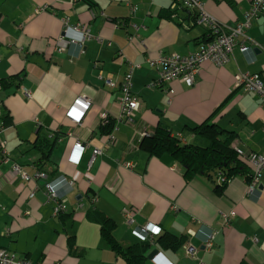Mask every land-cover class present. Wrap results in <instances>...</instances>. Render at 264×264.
<instances>
[{"label":"crops","instance_id":"crops-1","mask_svg":"<svg viewBox=\"0 0 264 264\" xmlns=\"http://www.w3.org/2000/svg\"><path fill=\"white\" fill-rule=\"evenodd\" d=\"M175 1L0 0V83L7 82L1 83L0 109L12 119L5 127L0 118V250L29 264H126L103 246L99 224L89 219L99 211L117 224L115 237L125 246L140 242L136 228L160 229L150 240L145 264H264V174L254 190L246 177H237L219 194L211 177L187 180L171 156L153 157L139 147L142 133L159 125L184 144L203 145L192 129L208 122L220 127L221 138L234 137L238 154H264V104L235 86L240 73L264 80V15L253 19L247 32L253 54L236 47L228 64H204L194 86L173 83L169 98L166 88L150 86L159 77L150 62L160 54L193 55L207 41L206 30L184 9L169 17ZM202 2L232 28L245 20L252 0ZM65 18L93 38L81 46L79 34L65 31ZM131 65L136 66L131 91L141 107L127 124L119 122V99ZM100 75L116 87H107ZM80 97L92 106L77 125L67 112ZM103 113L107 123H116L109 134L102 130ZM109 135L115 137L112 145ZM45 137L56 141L48 158L36 145ZM78 142L85 145L81 152ZM96 149L101 154L93 158ZM41 158L48 180L58 182L62 217L55 215L56 203L48 200L42 182L12 172L17 164L33 177L41 171ZM127 213L133 224L128 225ZM223 214L231 219L227 226ZM71 221L80 257L69 248ZM211 232L209 249L205 241ZM161 238L169 243L185 238V243L174 250ZM189 244L197 249L195 258L186 255Z\"/></svg>","mask_w":264,"mask_h":264},{"label":"built area","instance_id":"built-area-1","mask_svg":"<svg viewBox=\"0 0 264 264\" xmlns=\"http://www.w3.org/2000/svg\"><path fill=\"white\" fill-rule=\"evenodd\" d=\"M184 9L189 15L193 16L194 25L205 29L207 32V41L199 46V50L190 56H180L177 54L165 55L160 54L156 60L150 62V65L154 66L159 70L158 80L151 83L152 88L163 89L166 88V93L171 98L175 91L172 88V84L179 81L189 86H194L196 79L201 71V67L204 64L212 63L216 66L222 67L230 62L233 52L236 47H239L240 51L244 55L253 54V48L247 45L249 38L247 32L251 27V21L264 15V0H252L251 8L245 15V20L236 25L235 27H227L219 23L212 15H210L203 4L202 0H178L177 3H173L171 10ZM134 12L136 8L132 9ZM40 10H37L39 12ZM65 31L79 34L78 43L83 46L87 41L92 39V35L88 29H85L80 24L70 25L69 18L64 19ZM135 32L139 31L137 25H132ZM72 42L76 43L75 40ZM60 43V41H59ZM60 45V44H59ZM136 66L131 65L128 74L125 76L124 81L121 84L122 97L119 99L120 106V119L119 122H125L127 124H133L137 113L141 107V101L136 97L132 91V73ZM100 79L104 81L105 85L109 88H115V83L108 78L100 75ZM236 87L244 91L245 93L256 94L261 103L264 104V80L256 74L251 73H240L236 76ZM1 87V83H0ZM27 95V93H26ZM171 100H169L170 103ZM92 103L85 97H80L76 104L71 107L67 112L68 119L77 125H81L87 112L90 110ZM2 116L0 109V118ZM101 120L106 122L108 114L103 113ZM3 127L0 131V136L3 133ZM142 137L147 135L146 131L142 133ZM115 141V137L111 135L107 141L108 145H112ZM3 144L0 141V149L2 150ZM78 152L85 149V145L78 142L75 145ZM95 158L101 154V151L94 150ZM3 155L6 153L3 151ZM239 155L252 167L253 177L251 181V189L254 190L260 183L261 178L264 174V154H249ZM4 161H8L4 158ZM12 172L15 175L21 176L25 181L30 182H45V188L47 191V197L49 201L56 203L54 208L55 215H59V212L66 211L65 206L60 197L58 182L49 181L48 174L44 171H37L33 177L25 174L19 165H14ZM223 223L227 226L230 224V217L227 214L222 215ZM127 223L133 224V219L130 218V214L127 213ZM133 234L140 239V241L152 240L154 236L160 234V229L154 225H148L144 228H136ZM194 235V233H193ZM214 232L208 234L205 246L209 249L213 248L214 243ZM186 255L195 258L197 249L191 244L184 247ZM0 264H29L28 262L17 259L16 256L6 250H0Z\"/></svg>","mask_w":264,"mask_h":264},{"label":"trees","instance_id":"trees-1","mask_svg":"<svg viewBox=\"0 0 264 264\" xmlns=\"http://www.w3.org/2000/svg\"><path fill=\"white\" fill-rule=\"evenodd\" d=\"M176 0L174 3H177ZM169 17L173 19L176 10H167ZM19 76L11 78V81L18 80ZM6 85V81L1 82ZM1 120L3 125L10 126L12 119L7 114H2ZM116 123L110 121L102 126L104 133H110L114 130ZM219 126L208 124V122L198 126L193 131L199 132L205 144H184L180 138L175 136L167 127L159 125L152 133H148L139 140V147L144 152L153 157H161L164 155L171 156L185 172V179L191 180L197 176L211 177L215 184V191L221 194L227 183L237 177H246L252 181V167L237 153L232 147L234 140L233 136L221 138ZM110 136V135H109ZM56 141L49 138L40 139L36 145L42 152L43 156L48 158V155L55 146ZM45 159H40L37 167L42 171V164ZM66 211L59 212L60 217ZM70 217V216H69ZM91 221L96 222L100 226L101 240L105 248L109 249L117 256L121 257L126 264H145L147 261L146 253L151 247L150 240L140 241L133 245H122L115 237L114 231L117 224L111 218L99 211H93L88 214ZM74 224L72 221L68 224L67 234L69 240V248L74 256H82L76 248ZM163 241V238L160 239ZM164 242V241H163ZM185 243V238H180L177 241L169 243L164 242L165 247H171L176 250L181 248Z\"/></svg>","mask_w":264,"mask_h":264},{"label":"water","instance_id":"water-1","mask_svg":"<svg viewBox=\"0 0 264 264\" xmlns=\"http://www.w3.org/2000/svg\"><path fill=\"white\" fill-rule=\"evenodd\" d=\"M41 184H42V185H45V182H42Z\"/></svg>","mask_w":264,"mask_h":264}]
</instances>
